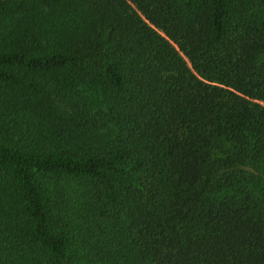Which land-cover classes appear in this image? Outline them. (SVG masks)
<instances>
[{
  "label": "trees",
  "instance_id": "trees-1",
  "mask_svg": "<svg viewBox=\"0 0 264 264\" xmlns=\"http://www.w3.org/2000/svg\"><path fill=\"white\" fill-rule=\"evenodd\" d=\"M0 264H264V0H0Z\"/></svg>",
  "mask_w": 264,
  "mask_h": 264
}]
</instances>
